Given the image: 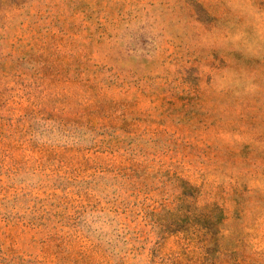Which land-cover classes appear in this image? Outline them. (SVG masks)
<instances>
[{
    "label": "rangeland",
    "instance_id": "374dc122",
    "mask_svg": "<svg viewBox=\"0 0 264 264\" xmlns=\"http://www.w3.org/2000/svg\"><path fill=\"white\" fill-rule=\"evenodd\" d=\"M0 264H264V0H0Z\"/></svg>",
    "mask_w": 264,
    "mask_h": 264
}]
</instances>
